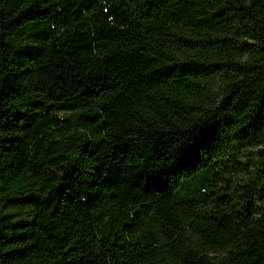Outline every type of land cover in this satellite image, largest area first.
Instances as JSON below:
<instances>
[{"label": "trees", "instance_id": "obj_1", "mask_svg": "<svg viewBox=\"0 0 264 264\" xmlns=\"http://www.w3.org/2000/svg\"><path fill=\"white\" fill-rule=\"evenodd\" d=\"M0 264H264V0H0Z\"/></svg>", "mask_w": 264, "mask_h": 264}, {"label": "rangeland", "instance_id": "obj_2", "mask_svg": "<svg viewBox=\"0 0 264 264\" xmlns=\"http://www.w3.org/2000/svg\"><path fill=\"white\" fill-rule=\"evenodd\" d=\"M30 106L39 107L38 103L33 102V103H25V105L24 106H20V108L26 109V108H28ZM238 152H240V150H238Z\"/></svg>", "mask_w": 264, "mask_h": 264}]
</instances>
